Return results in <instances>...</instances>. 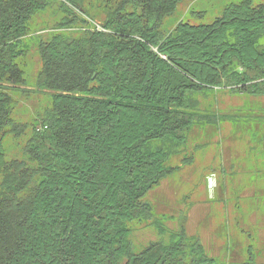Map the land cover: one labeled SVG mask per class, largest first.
Instances as JSON below:
<instances>
[{
    "label": "trees",
    "instance_id": "16d2710c",
    "mask_svg": "<svg viewBox=\"0 0 264 264\" xmlns=\"http://www.w3.org/2000/svg\"><path fill=\"white\" fill-rule=\"evenodd\" d=\"M183 1L0 0V264H230L147 197L195 128L231 120L204 100L264 96V0L168 28ZM32 95L48 105L18 121Z\"/></svg>",
    "mask_w": 264,
    "mask_h": 264
},
{
    "label": "rangeland",
    "instance_id": "374dc122",
    "mask_svg": "<svg viewBox=\"0 0 264 264\" xmlns=\"http://www.w3.org/2000/svg\"><path fill=\"white\" fill-rule=\"evenodd\" d=\"M242 1L184 0L166 22L168 28L182 20L195 26L212 24L227 6ZM35 55L33 52L25 61L32 68L33 79L41 67ZM18 101L15 117L26 122L37 109L48 105L49 98L32 95ZM203 105L231 120L195 128L184 155L171 162L180 170L147 200L158 216L166 217L169 229H177L186 217L188 234L198 236L211 257L242 264L252 251L253 264H264V96L220 93ZM21 146L20 141H9V156H17ZM185 156L193 157V162L183 166ZM158 239L154 228L136 230L132 235L139 249Z\"/></svg>",
    "mask_w": 264,
    "mask_h": 264
},
{
    "label": "crops",
    "instance_id": "0c3cea01",
    "mask_svg": "<svg viewBox=\"0 0 264 264\" xmlns=\"http://www.w3.org/2000/svg\"><path fill=\"white\" fill-rule=\"evenodd\" d=\"M262 156H264V154H263ZM263 158H264V157H263Z\"/></svg>",
    "mask_w": 264,
    "mask_h": 264
}]
</instances>
